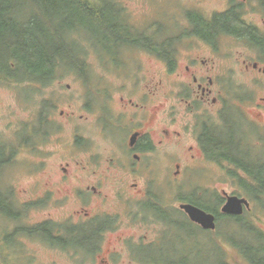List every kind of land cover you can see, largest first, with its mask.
<instances>
[{"label":"flooded vegetation","instance_id":"obj_1","mask_svg":"<svg viewBox=\"0 0 264 264\" xmlns=\"http://www.w3.org/2000/svg\"><path fill=\"white\" fill-rule=\"evenodd\" d=\"M119 12L129 22L123 7ZM181 14L174 18L169 32H138L157 36L163 44L162 55L154 53L151 44L124 47V51H117L121 60L114 61V65L109 63V66L116 69L117 85L105 92L101 91L103 88L100 89L95 100H91L89 92H85L86 98L81 103L82 114H65L61 110L54 111L42 120L38 117L33 135L28 139L25 134L29 132L22 130V138L18 144L22 148L40 151L38 163L35 164L39 177L50 166L48 160L53 154L44 151L43 147L60 142L66 143L69 149L76 152L82 145L93 144L87 136L75 130L70 139L57 136L51 139L55 132L53 129L58 127L56 117L62 119L66 115L71 125L85 119L94 122L98 128L97 135L108 146L102 157L86 152L87 164L75 157L71 158L73 163L61 164L58 166L61 172L57 179L51 178L45 184L38 180L34 189L41 193L34 198L28 195L26 189L17 191L9 185L2 189L0 206L2 219L6 223L13 225L18 222L24 211L36 212L35 222L27 224L26 228L18 224L11 233L4 230L3 238L7 242L5 252L0 256L5 263L8 260L17 261L10 264H28V257L23 255L25 253L11 249V246L30 239L44 249L59 253L67 264H117V259L123 256L129 259V264H164L160 258L151 261L145 259L143 253L154 247L146 243L153 233V224H166V213L170 211L169 188L174 189L171 190L172 195L176 193L173 198L178 196L174 198L178 205L177 211L184 218L189 219V216L179 207L184 204L198 207L195 203L200 198L197 190L189 197L180 194L179 188L185 170H181V162L175 157H172L173 161H177L175 171L172 172L170 167V172L164 174V181L152 173L155 168L150 159L157 153L170 157L169 148L176 146L179 149L186 145V140L187 143L190 142L186 150L192 152L187 155V162L217 165L219 163L213 153L210 154L209 147L210 141L214 140V144H217V131L220 129L227 131L225 135L230 144L223 162L229 164L237 175L235 180L258 181L261 187L250 189L236 185L238 189L233 194L224 193L228 194L227 197L245 199L249 207L244 206L241 216L225 214L221 209L228 198L223 195V205L216 211L212 208V212L205 210L215 217L216 228L206 229L190 221L203 233L204 240L192 235L187 238L188 243L193 242L196 250L203 248L212 251L209 259L211 264H264V237H261L264 235V96H260L259 102L253 105L257 109L256 113L248 115L246 112V120L235 117L237 126L234 125L233 117L229 116L231 124L222 126L221 122L227 120L226 115L212 107L217 109L221 102L219 97L226 90L225 87L218 86L220 80H224V84L230 77L225 73L212 74L214 68L210 67L211 63L200 59L195 51L187 55L184 53L189 63L185 66L190 75L188 85L183 86L180 84V77L172 76L178 69L179 44H205L212 52L218 48L215 45L218 39L232 41L238 38L249 43L248 48L254 53L243 56L241 70L251 78L254 85L264 84V0H222L221 8L209 12H204L198 5H188ZM256 16L261 18L263 26L253 23ZM232 21H237L243 29H233ZM214 22L216 23L213 24ZM217 30L220 32H214ZM176 31L180 32L177 41L171 36ZM256 35L261 38L259 44L254 40H257ZM130 52H143L164 68V77L158 82H152L156 88L137 87L139 80L134 69L138 65L123 61L124 55ZM86 64L88 66L89 62H85ZM83 73L86 77L88 71L84 70ZM165 76L171 79L168 88H163ZM171 85L178 89L171 88ZM99 98L100 102H97ZM231 114L235 116L234 113ZM219 118L221 122L218 124ZM43 129L48 130L45 136ZM0 140L2 144L10 146L1 138ZM154 180L161 181V195L152 188ZM241 189L243 195L239 194ZM211 202L212 207V198ZM219 215L233 218L244 229L247 225L252 236L240 241L234 237L231 229L228 233H223L217 227ZM243 218L251 222L239 221ZM175 223L178 224L176 221ZM162 239L163 236L161 241ZM154 243H158V240ZM201 258L202 253H198L195 264H205ZM51 264L60 262L54 260Z\"/></svg>","mask_w":264,"mask_h":264},{"label":"rangeland","instance_id":"obj_2","mask_svg":"<svg viewBox=\"0 0 264 264\" xmlns=\"http://www.w3.org/2000/svg\"><path fill=\"white\" fill-rule=\"evenodd\" d=\"M105 1H108L111 4L116 2V0ZM116 3L118 4L117 14H119V9L123 7L125 9L126 16L129 18V23L134 25L135 27L133 28L136 29L131 30L130 32L132 33H128L123 32L122 29L118 28L120 30H117V36L120 37V39H123L132 37L131 35L143 34L138 32H151L147 29L154 23H158L157 25H160L162 28H158V30L155 29L152 32L161 33L165 32V30L169 32V29L173 27L172 21L174 18L181 16L183 9H186L188 5H198L202 7L204 12H209L221 8L222 0H117ZM252 21L260 27L263 26L262 20L258 16H256V19H253ZM89 33L79 32V36H74L68 39V41L66 40L64 43L75 48L73 50H75V53L80 57H83V54L86 52L85 55L90 58L89 63L94 69L93 74L96 75V77H94L93 86L99 89L103 88L101 91L105 92L107 89H112L117 85L116 69L109 66L110 64L114 65V61H111L112 56L108 53L124 51V45H120L118 43L117 50L115 47H105L104 45L95 42V39H93L91 33ZM179 34L180 32L176 31L171 36L174 37L175 41H177L176 38L179 37ZM215 45L218 47V50L214 49L211 52V50L207 49L205 44H179L178 47L180 54L179 59L177 60L178 69H176V73L172 76L174 78L180 77L179 81L183 86L188 85L190 82V75H188L189 73L186 71L185 66L189 63H187L188 60L185 55L191 54L195 51V54L199 55L200 59L211 63L210 67L214 68L212 74L222 75L225 73L228 77H230L228 82L222 84V81L224 80H220V84L218 85L220 88L225 87L226 89L224 90L223 96L219 97L221 102H223V105L220 102L217 109L216 107H212V109L219 112L222 111V115L227 114L230 117H237V119L243 118V120H246L247 118L245 113L247 112L248 115L252 114V112L256 113L257 109L253 105H255L257 101L259 102L260 96H264V84L261 83L259 85H254L251 78L244 74L243 70H241L243 68L241 64L243 56L247 53L254 55V53L250 48H248L250 46L249 43L238 38L233 39L232 41L218 39L215 42ZM91 48L100 52L101 55L97 54V52ZM117 60H121L120 53H117ZM125 60L130 65H138L134 69V72L137 75V80H139L137 85L139 88H156L155 85H152V82H158L164 77V68L154 59H151L143 54V52L127 53L123 57V61ZM99 61L103 63L104 66ZM106 66L110 70H108ZM61 71V73H64L72 72L73 70L70 66H67ZM170 81L171 79L165 76L163 88H168L167 85ZM69 86L70 88H68ZM170 87L172 88L173 86L171 85ZM85 89L86 86L82 80L77 79L75 74H69L57 79V84L53 87L44 90L42 93L33 94L34 100L25 103V98L22 97V91L18 86L0 81V138L6 141L12 149H19L15 162H12L8 165V168L6 166V170L4 169L0 172V184L3 183L4 187L7 185H9L10 188L15 187L17 191L26 189L28 195L34 198L36 195L41 193L40 190H37L36 188L34 189V185H36L37 181L40 180L41 183L45 184L51 178H59L61 170L58 166L61 164L64 165L67 162L73 163L74 161L71 159L73 157H75L76 160L87 164L88 154L86 152L94 153L97 156L104 154V150L108 144L103 142L97 135L98 128H96L97 126L94 122H88L87 119H85L79 121V123H76L75 125H71L70 120L66 118V115L62 116V119L56 117V125L58 127H56L54 136H51V139L55 136L62 139H70L72 137L73 130H75L79 133H83L95 145H82V147H80L79 150L77 149L76 152L69 149V145L66 143L60 142L57 145H47L43 147L42 149L44 151L46 150L48 153L53 152V154H51V157L48 160L50 162V166L46 167L42 175L39 177L37 176L38 173L35 164L38 163V154L40 151L29 149L27 147L22 148L18 144L19 139L22 138L21 132H23L22 130H25V124L33 123L36 120L35 117H37L40 105H43V103H46L45 106L49 105L55 108V112L62 110L65 114L72 112H76L77 116L82 114L81 107L86 98L84 97ZM173 89L177 90L178 88L173 87ZM89 96L93 97V94L89 92ZM97 102H100V98ZM228 111L230 113H228ZM231 113H234L235 116H232ZM234 121L235 120L233 118V122ZM219 122H221L220 118L218 124ZM234 125L237 126L235 122ZM25 138L28 139L31 138V136L29 134H25ZM185 143L186 145L180 147L179 149L176 146L169 148L170 157L157 153L150 159L153 161L151 163L155 168L152 173H154L157 178L164 181V178H166L164 174L170 172V167L172 172L175 171V164L177 161H173L172 158L175 157L178 162H181V170H185L183 173V179L181 180V188H179L180 194L185 197H188L193 194L194 190H197L200 198H203L207 204L208 200H210L212 196L219 195L222 197L224 192L233 194V192L238 189L236 185L244 187L241 183H243L244 180L246 181V179L235 180L237 175L234 174L230 165L226 162L217 165L209 163L191 164L190 162H187V155L192 154V152L186 150L190 142L187 143L185 140ZM152 183L154 192L161 195L163 190L160 187L161 181L154 180ZM172 189L173 188L171 187L169 188V207L172 210H177L178 205L176 204L175 199L178 198V196L174 197L175 199L173 198V195H176V193H173L172 195ZM42 190L43 187H41V191ZM239 191V194L243 195L241 193L242 189ZM1 192L2 190L0 189V193ZM243 197L249 199L247 196ZM178 213L176 214L177 216ZM176 215L173 219L172 213L167 212L166 224H153V228L151 229L153 233L149 235V239L146 243L148 246L154 247L146 249L143 253V257L147 260L150 259V261L160 258L164 264H195L197 254L202 253L203 258L201 259L203 262H205V264H211L209 259L212 251L203 250V248L202 250H196L194 248L195 244L193 246V242L188 243L189 239L187 238H190L192 235L202 238L203 233L200 232V230L192 223H189L184 216L179 215V217H177ZM35 216L36 212L34 211H24L21 219L18 222L13 223V225L10 222L6 223L3 219H0V249L3 244L7 242V239L3 240V233H5L4 230L11 233L18 224L25 226L26 228L27 224L30 225L35 222ZM175 221L178 222V224H176ZM242 221L251 222V220H247L246 218H243ZM230 222L235 223L234 221ZM219 224L220 227L223 224L226 226L227 221L223 220ZM256 225L258 227L260 226L258 224ZM233 229L240 241H245L247 238L252 236L249 229H239L237 226H234ZM262 232L264 233V226L262 227ZM162 236L163 239L161 241ZM261 237H264V235L262 234ZM202 239L204 240V238ZM155 240H158V243H154ZM118 248L121 249V246H118ZM11 249L17 252L25 253L23 255L28 257V264H51V261L54 260L59 261L60 264H67L63 262V257H61L59 253H56L55 251L51 252L49 249H44L39 243L33 242V240L30 239H27V241H24L19 245L18 243L12 244ZM185 255H189L188 258ZM128 261L129 259L123 256L119 257L116 263L129 264ZM10 263H17V261L10 262L7 260L6 264Z\"/></svg>","mask_w":264,"mask_h":264},{"label":"trees","instance_id":"obj_3","mask_svg":"<svg viewBox=\"0 0 264 264\" xmlns=\"http://www.w3.org/2000/svg\"><path fill=\"white\" fill-rule=\"evenodd\" d=\"M116 2L111 4L105 0H0V81L18 86L22 91V97L25 98V103H28L34 100L33 94L42 93L64 75L77 74L81 79L84 78L83 71L87 66L85 62L89 60V57L85 55L86 52L83 57H80L73 50L75 48L64 43L74 36H79V32H90L95 42L105 47H115L116 50L118 43L129 48L151 44L153 52L162 55L163 44L155 35L149 36L143 33L123 39L117 36V30L122 29L123 32L132 33L130 31L136 29L120 12L117 14ZM232 24L233 29H243L237 21H232ZM158 28L162 27L156 24L149 26L147 30L152 32ZM214 32H220V30ZM256 37L257 40H254L259 44L261 38L258 35ZM97 54L101 55L100 52ZM108 54L112 56V62L117 61L116 51ZM67 66H70L73 71L61 73V70ZM45 105L46 103L40 105L38 111L40 120L55 110ZM227 120L221 122L222 126L231 124V120L230 122L228 118ZM35 126V124H25L29 135H33ZM45 129L42 131L43 134L48 133ZM224 134H227V131L218 129L217 144H214V140L210 141V154L213 153L219 164L225 161L226 152L230 147ZM0 145L3 146H0V168H2L7 161L13 160L16 151L7 144H2L1 140ZM241 184L250 189L261 187L258 181L244 180ZM211 198L214 202L212 207V202L209 201L206 204L203 198L195 204L202 210L216 211L223 205V197L218 195ZM1 202L2 196H0V205ZM1 215L2 207L0 206ZM218 220L219 222L235 221L233 218L221 215Z\"/></svg>","mask_w":264,"mask_h":264},{"label":"water","instance_id":"obj_4","mask_svg":"<svg viewBox=\"0 0 264 264\" xmlns=\"http://www.w3.org/2000/svg\"><path fill=\"white\" fill-rule=\"evenodd\" d=\"M244 205L247 207L249 206L246 200L237 197H230L222 210L226 214L241 215L244 210ZM181 208L186 211L194 223H198L206 229H215V217L213 215L207 214L205 211L192 205H183Z\"/></svg>","mask_w":264,"mask_h":264},{"label":"bare ground","instance_id":"obj_5","mask_svg":"<svg viewBox=\"0 0 264 264\" xmlns=\"http://www.w3.org/2000/svg\"><path fill=\"white\" fill-rule=\"evenodd\" d=\"M236 10V9H235ZM241 10V9H240ZM230 32V31H229ZM231 36V35H230Z\"/></svg>","mask_w":264,"mask_h":264}]
</instances>
